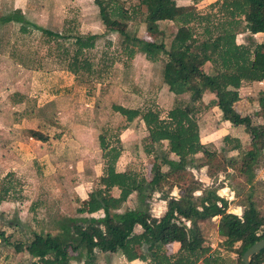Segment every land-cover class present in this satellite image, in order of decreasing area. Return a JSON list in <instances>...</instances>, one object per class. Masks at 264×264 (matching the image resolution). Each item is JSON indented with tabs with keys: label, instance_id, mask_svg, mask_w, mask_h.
<instances>
[{
	"label": "trees",
	"instance_id": "16d2710c",
	"mask_svg": "<svg viewBox=\"0 0 264 264\" xmlns=\"http://www.w3.org/2000/svg\"><path fill=\"white\" fill-rule=\"evenodd\" d=\"M122 1L125 0H92L105 30L115 31L114 20L125 23L135 14H139V20L152 37L160 33V21H171L175 25L172 42L167 47L162 40L132 39L124 34L121 43L125 58L131 59L140 52L146 60L154 61L162 54L165 59L161 79L174 95L189 92L190 99H196L204 92L212 93L215 99L210 104L218 107L221 118L231 125H242L248 133L244 149H240L238 143L233 146L239 148L240 158L236 159L235 155L227 159L221 152L216 154L211 147L208 149L200 143L197 110L192 106L188 110L183 100L173 99L164 116L149 107L113 104L111 109L124 120L121 129L135 117L142 121L147 132L142 151L151 156L150 176L144 177L128 167L117 171L115 164L120 154L117 133L112 135L115 144H109L104 135L99 134L101 174L95 188L75 211L90 214L100 210L102 215L65 217L58 222L61 235L77 230L74 239L72 235L62 237L31 231L26 241L11 243L0 231V242L16 253L30 254L26 264H70L72 256L91 262L96 252L115 251L127 261L147 260V264H216L219 258L209 252L201 227L202 222L216 217L215 228L222 237V245L228 249L239 242L236 258L240 264L245 248L264 237V214L251 197L254 169L264 154V122L252 124L250 116L234 113L231 104L237 99V88L242 82L264 78V44L252 40L236 43L235 36L243 31L264 32V0H215L206 5L204 12L195 6L199 0H192L189 5H177L174 0H137L130 8L123 6ZM2 20L17 22L19 32L36 33L47 46L44 56L56 53L58 63L71 74L90 72L91 64L84 52L94 46L97 34L72 33L70 28L53 31L25 20L19 11ZM41 60L40 57L33 59L32 65H39ZM206 62L213 65L210 73L203 69ZM257 102L264 110V91L258 93ZM197 153H201L203 160L196 163L194 155ZM223 162L225 169L232 170L229 176L238 177L233 195L242 206L240 215L227 212L228 202L218 196L214 188L202 186L203 182L191 174L190 169ZM244 185L248 189L241 192ZM112 188L118 190L117 196L111 195ZM172 188L177 189L176 197L169 195ZM197 190L200 193L194 194ZM154 192H159V198L165 202L160 216H153L147 207ZM131 193H135L136 207L119 211ZM175 223L180 224L185 233V238L178 240L177 255L167 252L163 237ZM135 226L139 227L138 232L134 231ZM249 264H264V247L250 256Z\"/></svg>",
	"mask_w": 264,
	"mask_h": 264
},
{
	"label": "rangeland",
	"instance_id": "374dc122",
	"mask_svg": "<svg viewBox=\"0 0 264 264\" xmlns=\"http://www.w3.org/2000/svg\"><path fill=\"white\" fill-rule=\"evenodd\" d=\"M10 3L11 0H0V132L5 125L13 124L14 162L9 166L12 165L14 170L4 172L6 170L3 167L0 171V231L11 243L26 241L31 231L62 237L72 235L74 239L77 230L72 229L68 231L70 233L61 235L58 222L64 221L67 215H77L76 207L83 202L74 196L73 185L79 186L81 194L96 186V174L100 167L102 169L103 162L98 135H104L109 144H115L112 135L117 133L118 137L121 132L124 120L111 109V105L149 107L157 109L160 116H164L173 99L188 100V110L192 106L188 96L173 98L172 90L162 81L164 55L160 54L158 59L149 61L142 53L136 52L131 59H126L122 51L124 34L132 39L162 40L167 47L172 42L175 25L160 22V33L152 37L139 20V14H135L133 19L125 23L114 20L115 31H107L100 22L92 0H28L24 18L53 31L62 32L70 28L72 33L98 35L94 46L84 52L91 64L90 72L73 75L62 63H58L56 53L55 56H44L47 46L40 42L36 33L29 35L19 32L17 23L2 20L6 15H11ZM122 3L130 8L136 5L137 0H125ZM196 7L201 12L207 8L204 4ZM38 57L42 58L41 63L32 65V60ZM26 69L30 71L29 74L24 72ZM22 92L24 99L18 98ZM233 112L238 114L235 110ZM248 116L252 124L258 120L264 122V110L259 105ZM129 123L131 131L123 134L122 142H119L117 167L121 168L130 162L131 169L148 178L152 160L150 155L142 151V146L147 142V132L139 117ZM203 126L201 123V138L204 135L206 137V126ZM28 129L35 130L32 134L34 139L26 137ZM41 138L46 141H39ZM235 144L229 142L228 145L233 147ZM205 145L208 149L214 147ZM244 148V144L241 145L240 149ZM238 149L230 152L232 157L237 155L236 159L240 158ZM123 150L128 152L124 158ZM195 155L196 163L203 160L199 156L201 153ZM90 165L94 168L92 172L88 171ZM190 170L194 178L203 182L202 186L214 188L216 194L228 202L227 212L241 214L242 206L237 203L238 197L233 195L238 177L229 176L232 170L225 169L224 162ZM80 175L87 177L81 179ZM253 175L251 197L264 214V154L259 158ZM82 180L87 184L80 185ZM247 189L244 185L240 191L245 192ZM176 191V188H172L169 195L176 196ZM199 193V190L194 192ZM160 195L154 192L147 201L148 210L153 215L162 213L164 208V201L157 200ZM126 201V207H136L135 193H131ZM216 220L213 217L210 222L201 223L204 243L209 247V252L219 258L216 264H238L239 242L225 248L221 243L222 237L216 232ZM163 237L167 252L177 255L178 240L185 238L182 226L173 224ZM24 255L0 242V263L26 264ZM145 262L147 264V260Z\"/></svg>",
	"mask_w": 264,
	"mask_h": 264
},
{
	"label": "crops",
	"instance_id": "0c3cea01",
	"mask_svg": "<svg viewBox=\"0 0 264 264\" xmlns=\"http://www.w3.org/2000/svg\"><path fill=\"white\" fill-rule=\"evenodd\" d=\"M27 1L28 0H11V3H10L11 4L10 10H12L11 14L14 11H19V13L23 17V13H24ZM174 1L177 5L192 4V0H174ZM213 1H215V0H199L195 4V6L198 4L207 5ZM24 19L28 20L26 18H24ZM28 21H30V20H28ZM165 21L166 20L160 21V22H165ZM10 22H14V21H10ZM30 22H32V21H30ZM166 22H171V21H166ZM15 23H17V22H15ZM33 23H35V22H33ZM239 36L241 37L240 39H239ZM249 40H252L255 43L264 44V32H257L254 34H249L247 31H243V32L237 33L235 36L236 43H247ZM203 69L205 72L210 73L213 71V65L209 62H206L203 66ZM25 71L27 74H29V72H30L28 69L24 70V72ZM163 85H165V84H163ZM165 86H164V88H165ZM260 91H264V78H262L259 81L242 82L240 87L237 88V99L235 101H233L231 104L232 110H235L239 115H243V116L248 115V113H251V114L254 113V111H256V109H257V105H258L257 95ZM21 94H23V92L18 95V98L24 99V96ZM189 94H190L189 92H188V94H187V92H184V93L180 94V96H182V98H185V96L189 97ZM174 97L179 98L178 96H175V95L173 96V98ZM173 98H171V99H173ZM214 99H215V96L212 93L204 92V93L198 95V97L196 99L191 98L189 101L192 104V107H194L197 110L196 118H197V124H198L199 141L203 145L209 144V145L214 146L211 149L213 151H215L216 154L221 152L224 156L231 157L233 155L230 152L236 151V148H233L232 145H228L229 142H231L232 144L238 143L241 147V145L245 144V142H247L249 140L248 135L245 132H243V126L242 125H231L227 120H224L221 118V112L218 109V107L216 105H214L213 103L210 104V102ZM184 102L188 107V105H189L188 100H185ZM201 123H202V126L203 125L206 126V137L204 135V138H201V136L199 134ZM257 123H263V121L258 120ZM130 124L131 123H127V125L123 129H121V132L118 134V137L120 138L119 139L120 142H122V136H124L123 134H125L127 131H129V132L131 131ZM2 131L0 132L1 133V135H0V171L3 169V167H5L4 170H6L4 172H7L8 170L13 171L14 167L12 165L9 166V164L14 162V160H13V157H14L13 149L15 146L14 145V139H15V133L14 132H15V130H14L13 124L9 123V124L5 125V128ZM34 131L35 130H33V129H28L27 130L28 135L26 137L28 139H31V138L34 139V136H32ZM225 137H227V138H225ZM35 140L37 141V139H35ZM39 141H46V139L41 138V140H39ZM217 144H220V147H217ZM125 146L126 145H124V147ZM237 152H238V150H237ZM122 154H123V158H124L125 154H128V152L126 150H123ZM195 156L196 155H194V157ZM199 156L201 157V155H199ZM172 158H174V157H172ZM4 164H7V166H4ZM127 167L131 168L130 162L122 165L121 168L117 167V163L115 164V168L117 171H122L123 169H125ZM203 167H206V166H202L199 169H201ZM92 170H94L93 165H90L88 171L92 172ZM100 174H101V167H100V171L96 174V176L98 177ZM82 177L86 178L87 176L80 175L81 179H82ZM83 183L87 184V182H84L82 180L80 185H83ZM72 190L74 192V196L77 197L80 202L86 200L87 193L89 192V190H87L86 192L84 191L81 194V191H80L78 185L77 186L73 185ZM110 193L113 196H117L118 190L116 188H112ZM176 196H177V191H176ZM157 200L163 201L162 199H157ZM126 204H127V201L125 200V202L121 205L119 211L126 208V206H128ZM78 206L79 205H77V207ZM163 207L165 208V202H164ZM164 208L162 210V213L164 211ZM162 213H159L157 215H153V214L152 215L153 216H160ZM101 215H102V212L100 210H98V211L90 213V214L77 213V215H71V216H76V217L77 216L78 217H80V216H94V217H97V216H101ZM71 216L67 215V217H71ZM137 228H139V227L138 226L134 227L135 232L139 231V229H137ZM36 232H38V231H36ZM18 253H20V252H18ZM21 253H23V255L26 254L25 252H21ZM24 256H25V258H30L29 255H24ZM72 257H73V259L70 260V264H146L145 261H142L139 259L127 261L122 256V254H120L119 251L111 252L109 254L96 252L94 260L91 262H87L82 258H76L75 256H72Z\"/></svg>",
	"mask_w": 264,
	"mask_h": 264
},
{
	"label": "water",
	"instance_id": "95a60500",
	"mask_svg": "<svg viewBox=\"0 0 264 264\" xmlns=\"http://www.w3.org/2000/svg\"><path fill=\"white\" fill-rule=\"evenodd\" d=\"M264 247V237L254 241L240 255V264H249L250 256Z\"/></svg>",
	"mask_w": 264,
	"mask_h": 264
}]
</instances>
